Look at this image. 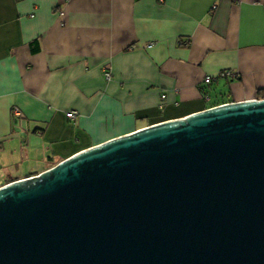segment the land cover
<instances>
[{
  "label": "crops",
  "instance_id": "crops-1",
  "mask_svg": "<svg viewBox=\"0 0 264 264\" xmlns=\"http://www.w3.org/2000/svg\"><path fill=\"white\" fill-rule=\"evenodd\" d=\"M263 89L264 0H0V187Z\"/></svg>",
  "mask_w": 264,
  "mask_h": 264
},
{
  "label": "water",
  "instance_id": "water-1",
  "mask_svg": "<svg viewBox=\"0 0 264 264\" xmlns=\"http://www.w3.org/2000/svg\"><path fill=\"white\" fill-rule=\"evenodd\" d=\"M0 264H264V99L150 125L0 187Z\"/></svg>",
  "mask_w": 264,
  "mask_h": 264
},
{
  "label": "built area",
  "instance_id": "built-area-1",
  "mask_svg": "<svg viewBox=\"0 0 264 264\" xmlns=\"http://www.w3.org/2000/svg\"><path fill=\"white\" fill-rule=\"evenodd\" d=\"M103 75H104V78L107 81H109L111 79V73H110L108 67L105 68V70L103 72ZM219 76H221V77H227V78H236V76L233 73H231V72H223V73H220ZM212 79L213 78L205 77L204 78V83L209 84L212 81ZM12 113L15 116H21V113H20V111L17 108H13L12 109ZM76 116H77V112H75V111L66 113V117L69 118V119H74Z\"/></svg>",
  "mask_w": 264,
  "mask_h": 264
},
{
  "label": "trees",
  "instance_id": "trees-1",
  "mask_svg": "<svg viewBox=\"0 0 264 264\" xmlns=\"http://www.w3.org/2000/svg\"><path fill=\"white\" fill-rule=\"evenodd\" d=\"M257 96L259 99H264V89L263 90H259L257 92Z\"/></svg>",
  "mask_w": 264,
  "mask_h": 264
}]
</instances>
